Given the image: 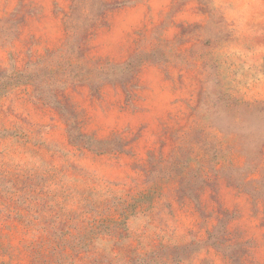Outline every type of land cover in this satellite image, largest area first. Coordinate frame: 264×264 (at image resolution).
<instances>
[{
  "label": "rangeland",
  "instance_id": "rangeland-1",
  "mask_svg": "<svg viewBox=\"0 0 264 264\" xmlns=\"http://www.w3.org/2000/svg\"><path fill=\"white\" fill-rule=\"evenodd\" d=\"M0 264H264V0H0Z\"/></svg>",
  "mask_w": 264,
  "mask_h": 264
}]
</instances>
